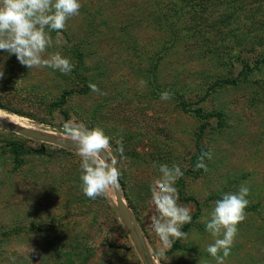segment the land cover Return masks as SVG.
Segmentation results:
<instances>
[{"label": "rangeland", "instance_id": "obj_1", "mask_svg": "<svg viewBox=\"0 0 264 264\" xmlns=\"http://www.w3.org/2000/svg\"><path fill=\"white\" fill-rule=\"evenodd\" d=\"M80 3L79 14L68 19L61 31L69 36L60 33L63 40L48 52L58 51L69 58L64 47L81 42L87 55V72L106 94L93 92L51 109L43 100L10 93L1 84L0 118L66 139H71L64 128L69 122L83 123L89 129L100 127L112 137L110 147L119 160L124 198L154 264H216L206 251L214 242L205 230L208 213L216 197L247 186L248 206L261 203L262 213H245L246 219L238 225L226 264H252L250 257L264 253V234L260 231L264 220V68L250 77L253 82L213 92L202 102L201 91L208 88L215 71L234 77L242 65L236 62L232 72L221 64L212 69L208 66L215 56L192 45L184 46L187 39L166 51L158 19L155 14L152 18L147 15L151 11L149 0ZM236 32L242 35L241 31ZM260 34L257 32L255 38ZM69 37L73 40L67 43ZM227 51L224 48L221 55L225 56ZM254 52L242 51L241 55L255 59L261 54L260 50ZM156 53L157 58L161 57L157 74L163 91L169 87L180 89L186 93L192 110L202 107L207 113L221 112L223 117L202 120L184 112L172 96L162 101L160 95H155L146 78L151 57ZM50 69L32 68L28 72V82L39 85L43 95H55L59 87L67 85L66 80L60 83L52 74L56 71L63 75L62 72ZM3 71L6 72L4 66ZM141 80L147 82L146 87H141ZM120 139L124 147L122 159L116 152V140ZM12 143L37 150L45 144L0 129V229L9 231L19 226L23 230L21 235L3 242L4 253L11 255L3 264H57L53 248L69 244L90 249L92 255L86 264H137L139 254L120 220L113 191L97 197L92 204L85 201L90 198L77 185L81 184L78 152L62 153L45 146V154L27 158L24 171L18 175L14 172L13 156L7 151ZM204 151L211 152V159ZM198 162L206 165V170L197 172ZM161 164L178 165L183 172L175 184L177 203L189 208L191 216L201 207V218L186 232L187 239L177 240L186 249L174 255H168L166 250L163 258L159 256V238L151 228L155 210L150 191ZM188 170L193 174H187ZM55 172L71 176L74 186L64 183V177L57 185L50 184L58 176ZM41 185L46 188L41 189ZM77 197L85 205L71 204ZM56 212L63 219L53 224L52 215ZM49 223L54 227L37 232L39 226ZM108 244L120 247L121 254H115ZM30 247L35 249L34 253H30Z\"/></svg>", "mask_w": 264, "mask_h": 264}, {"label": "trees", "instance_id": "obj_2", "mask_svg": "<svg viewBox=\"0 0 264 264\" xmlns=\"http://www.w3.org/2000/svg\"><path fill=\"white\" fill-rule=\"evenodd\" d=\"M147 5H150L149 9L151 10L147 13V15H151L149 18H152V14H155L153 16H155L160 23V27L158 28L162 33L163 45H165L166 51H170L172 48L179 46L184 39H187L186 42H184V46L188 47L192 45L199 48L204 53L208 52L209 54H213V57L215 56L213 59H210V66H208L212 69H214L213 67H220L221 64L226 65V68L232 72L236 62L242 65V70L234 77H224L225 75H223L221 71H215L212 77H210L211 81L208 82V88L205 91H201V94H203L200 97L202 102L213 94V92L228 87H239L245 83L253 82L250 80V77L261 68H264V0H167L162 2L160 0H149V4ZM165 6L166 10L164 12ZM237 30L241 31L240 33H242V35H239V33L236 32ZM257 32L261 34L255 38ZM60 33L69 36L67 32L63 31ZM60 33L59 39L61 42L63 37ZM51 35L57 38L58 34L53 31ZM230 35H233V37ZM72 40L73 39L70 37L66 38L67 43ZM82 45L83 44L80 42L74 43L71 48L64 47L65 54L69 56L74 67L71 72L67 74L63 73V75L56 71L54 73L51 72L60 83L63 79L67 82V85L59 87L55 95L50 93L43 95L42 92H39V85L28 82L29 68L21 65L15 57V54L9 55L3 50H0V66H4L6 72L4 71V77L0 79V85H5L4 87L7 88L10 93L22 94L21 96L24 95L29 99H37L38 101L43 100L51 109L66 106L71 98H81L93 93L89 88V83L97 85V81L87 72V55ZM224 48H227L228 51L225 56H222L221 52ZM256 50H260L261 53L258 54V58L253 59L250 56L245 58L241 55L242 51L255 54L254 51ZM160 58H157V53L154 57H151L149 63L151 67L149 68L146 78V81L149 82L155 95H161L163 92L158 82L159 76L157 74ZM252 59L254 60L253 66H251L250 62ZM205 64L207 66V63ZM51 70L52 69H50V71ZM166 91L171 93V96L175 98L178 103L179 108L186 113H193L202 120H209L213 117H223V113L221 112L207 113L202 107L192 110L187 101L186 93L180 89L169 87ZM95 118L97 119V117ZM111 139L112 137H110V140ZM42 146L43 148L41 150H37L19 143H12L9 145L7 151L9 155L13 156V164L15 165L14 172L21 175L24 171L26 159L35 157L36 155H38V157H41L39 155L43 156L45 154V146L57 149L62 153L71 152L70 150L53 145L42 144ZM205 153H207V151H204V154ZM69 162L72 164V161ZM196 164L197 163H195V166ZM195 169L197 172L203 170L202 168L197 169L196 167ZM186 173L193 174V171L188 170ZM57 174L58 176L55 175V178H52V183H50L53 186L57 185L60 178L64 177L62 173ZM64 178V183L68 182V184L74 186L75 179L67 175ZM78 182L81 181L78 180ZM77 185L80 187L81 184ZM40 187L43 190L46 188L45 185H41ZM220 198L221 197H216V200ZM85 201L89 204L94 202L92 199H85ZM194 201L197 202L195 199ZM81 202L82 205L86 203L83 200L79 201L77 197L76 199H72L71 204L76 206V204L80 205ZM197 204L199 205V203ZM259 208H261V203L252 204L246 207L245 213L253 212L254 215L255 213L260 215L262 210ZM52 217L54 219L51 221L53 224L63 219V215H57V212L54 213ZM200 218L201 207L198 206L197 211L192 215V222L185 224L183 231L187 232ZM55 220L58 221L54 222ZM52 223H49V225L45 227L39 226L37 232L44 233L49 228L54 227ZM118 227L122 230L121 224L118 223ZM260 231L264 234V220ZM22 232V227L19 226L9 231L0 229V264H3L7 260V257L11 256L8 255V252L4 253L5 247H2L3 242L16 238L21 235ZM108 247L114 250L115 254H121V248L117 247L115 244H108ZM185 249L186 246L181 245L180 241H176L167 254L174 255L176 252ZM52 254L54 259L58 260L57 264H86L92 255L87 246L86 248H80L72 244L54 247ZM145 255L148 260L151 261V256L147 251ZM255 256L249 258L252 264H264V253L261 254V256H256V258L260 257L261 260L256 259ZM138 257L137 264H143L141 257Z\"/></svg>", "mask_w": 264, "mask_h": 264}, {"label": "clouds", "instance_id": "obj_3", "mask_svg": "<svg viewBox=\"0 0 264 264\" xmlns=\"http://www.w3.org/2000/svg\"><path fill=\"white\" fill-rule=\"evenodd\" d=\"M80 0H0V50L9 55L15 54L19 63L32 68L49 67L62 73L72 71L74 65L60 52L49 53L48 49L60 44L59 33L65 29L66 22L79 14ZM57 32L54 41L51 32ZM4 77L0 66V79ZM141 80V87H146ZM92 92L102 93L96 84L89 83ZM162 101L171 99L169 91L160 95ZM66 134L78 144L80 162V181L83 194L95 200L119 188V160L110 147V137L100 127L87 128L83 123L69 122L64 125ZM116 152L123 157L122 139L116 140ZM211 159V152L205 153ZM203 157H201V160ZM205 168L202 162L195 166ZM159 176L150 185L151 203L154 214L151 228L159 238V256L163 258L177 240L187 239L188 233L182 231L185 224L192 222L190 209L177 203L179 194L175 187L183 175L178 165L158 166ZM250 194L247 186L241 185L238 192L223 193L215 200L208 213L205 230L214 238L206 248L216 264H226L231 247L238 233V225L246 219L245 209ZM35 249L30 247V253Z\"/></svg>", "mask_w": 264, "mask_h": 264}, {"label": "water", "instance_id": "obj_4", "mask_svg": "<svg viewBox=\"0 0 264 264\" xmlns=\"http://www.w3.org/2000/svg\"><path fill=\"white\" fill-rule=\"evenodd\" d=\"M0 129L19 134L21 136H24L26 138L35 141H39L41 143L50 144L53 146L78 152V144L73 142L72 139L62 138L44 131L22 128L21 126L12 124L2 119H0ZM113 193L116 197V203H117L120 220L124 228L127 230L129 237L132 239L133 244L137 249L139 256L141 257L143 264H154L152 261H149L145 255L146 252L145 244L141 235L134 227L130 211L128 209V206L124 198L123 187L120 180H119V188L113 191Z\"/></svg>", "mask_w": 264, "mask_h": 264}, {"label": "bare ground", "instance_id": "obj_5", "mask_svg": "<svg viewBox=\"0 0 264 264\" xmlns=\"http://www.w3.org/2000/svg\"><path fill=\"white\" fill-rule=\"evenodd\" d=\"M1 119V118H0ZM3 120V119H2ZM12 124H14V123H12ZM15 125H17V124H15ZM18 126H20V125H18ZM22 128H28V127H23V126H21ZM28 129H31V128H28ZM34 130V129H33Z\"/></svg>", "mask_w": 264, "mask_h": 264}]
</instances>
